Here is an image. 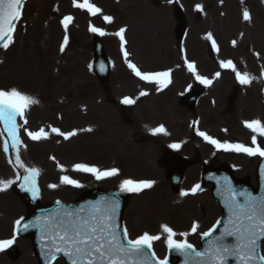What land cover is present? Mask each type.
I'll return each mask as SVG.
<instances>
[{"label":"rangeland","instance_id":"374dc122","mask_svg":"<svg viewBox=\"0 0 264 264\" xmlns=\"http://www.w3.org/2000/svg\"><path fill=\"white\" fill-rule=\"evenodd\" d=\"M107 1L89 0V3L100 9ZM234 1L239 10L244 12L248 9L251 16L250 21L240 22V29H231V24L228 21L227 11L231 7V0H132L131 12L116 6L112 10L118 22L109 26L104 19L102 20L110 39L105 42L106 50L113 58L117 59L112 76H108L103 81L94 78L88 66L92 49L91 42L88 41L91 34L89 26L98 28L101 22V13L91 16L86 10L74 7L72 2V8L76 11H84L85 17L82 24L77 21L73 26L72 35H67L69 43L71 42L70 47L66 45L64 50H68V52L63 57H59L58 51L63 44L65 35L60 38L56 22L51 24L47 16L58 18L62 14L72 13L68 8L69 0L27 1L22 19L16 28V32L20 31L14 37V43L7 50L3 49L2 53L0 51V90L16 88L38 101L25 113L28 123L25 125L23 120L20 123L21 141L24 143L23 147L19 148V155L23 162L38 170L40 174L38 185L42 186L43 183L48 186L57 185L55 189L50 187L41 189L39 195L42 204L46 205L58 200L70 202L86 191L83 189V184H80L79 188H74L60 183L61 175H67L72 179L75 177V173L69 166V163L72 162L85 160L88 166L96 168L101 166L104 170L115 166L123 170L121 177L131 176L130 178H133L129 165L130 156L127 153L130 146L128 139L131 136L152 135V129L163 126L167 135L157 134V137L164 138V140H169L171 136V139H179L195 135L197 140L204 141L196 134L197 131H202L220 142L225 140L231 142L241 139L238 136L236 138L233 134L228 136L229 132L227 135H224V131L220 135L216 133L221 128L226 130L225 128L229 126L238 127L237 118L239 115L245 120V117L254 118L256 112H261L258 117L264 124V72L260 76V61L264 64V52L259 46L264 38V0ZM82 2L83 0H77V3ZM198 4L202 6L203 11H196ZM59 8L61 9L59 14L55 15ZM177 8L178 10H176ZM213 10L215 14H212ZM176 11L182 12L185 22L184 35L180 40L176 33V26L179 23ZM221 14H225V16L222 18ZM23 20L27 23L28 28L24 26L20 29ZM150 20L158 26L151 25L146 34L142 36V42H139L141 47H144L146 43L145 50L149 53L147 56L140 54L143 48L135 46L132 29L145 28ZM121 25L124 26L119 27ZM121 28L126 30L124 36L130 43L129 50L132 60H128V62L135 64L145 73L170 71L171 82L167 87L160 89L155 84L145 83L129 70L126 62L119 63L114 41L118 37L115 33ZM209 34L215 40L218 52L212 49L211 42L208 45L206 42L203 47L196 44L199 42L200 36L206 37ZM152 41L156 45L153 52L150 51L149 46ZM219 42L221 46L218 44ZM183 43L189 44L190 50L185 49ZM185 59L195 63L198 73L212 81L209 86L199 83L187 71L184 66ZM222 60H231L237 71L241 74L248 73L250 77H253L251 83L241 85L236 80L234 72L220 68ZM16 63H22L23 67H16ZM69 63L73 64V67L68 70L67 64ZM30 67H40L46 74L45 86H37L32 82L27 86L19 85L20 80L29 78ZM217 72L220 73L219 77L215 75ZM231 72L234 74V78L229 79L226 73L231 74ZM68 76L73 78L74 86L66 83L65 79ZM57 88H62V90L57 91ZM189 89H198L202 92L201 102L199 101L194 111L182 107L179 101L180 97ZM141 92L148 94L141 96ZM125 97L135 100L133 111L120 108L124 106L121 100ZM96 98L99 99L97 111L92 109ZM79 105L88 109L87 116H81L78 113L77 106ZM221 105L223 110L218 112ZM35 106H39L38 110L34 108ZM71 106H74L75 113L79 117L78 120H71L65 116ZM243 111H247V113ZM253 111L255 113H252ZM112 112L114 117H111ZM129 113L132 116L128 119ZM124 114L125 117H123ZM116 120L122 125L119 122L118 125L114 123ZM83 122L94 126L95 131L91 135H82L72 140L71 145L74 146L72 149L76 154L72 155V152L67 151L65 145L55 146L52 141L55 134L51 132L53 127L66 131L64 128H71ZM42 123H44L43 129L48 134V139L41 141L29 139L25 130L38 129L39 131L38 126L41 127ZM101 124H104V127L99 131L98 128ZM113 124L116 127L114 131L111 130ZM102 140H108L110 146L106 149L100 148L99 144ZM97 141H99L97 144L94 143ZM87 142H91V145L87 146ZM150 145L155 147V144ZM262 146L264 148V141ZM163 148L160 146V155ZM88 149H90V153L86 151ZM151 158L155 160L156 154H153ZM0 164H2L0 166V181H14L15 177L6 176L10 168L1 159V156ZM61 168L64 171H61ZM162 174H164L162 169L159 172L152 166L147 176L158 179ZM87 178V184L96 182L90 174H87ZM81 179H77V181L83 183ZM116 181L109 182L106 179L105 186L113 188ZM13 184L4 191L9 192V198H0V241L14 240L12 245L16 247L18 253L15 258H10L7 248L0 251V264H37V259L32 254L30 240L15 236L16 221L26 214V205L13 192ZM164 197L165 195H162L158 190L154 195L140 199L143 201L162 200ZM4 199H9L14 203L10 204L9 200L6 203ZM131 202L132 199L128 206ZM168 202L173 203V199ZM191 204L195 206V203ZM216 211L219 214V210L216 209ZM162 215V217L166 216ZM131 216L129 206L124 218L130 222ZM182 222V228H185L190 220L185 219ZM174 225L176 228H180L177 221H174ZM149 227L148 225L144 229L149 230ZM177 239L183 238L178 234ZM156 247L158 252L162 253V247L157 242ZM55 264L63 263L56 261Z\"/></svg>","mask_w":264,"mask_h":264},{"label":"snow or ice","instance_id":"6c2138e0","mask_svg":"<svg viewBox=\"0 0 264 264\" xmlns=\"http://www.w3.org/2000/svg\"><path fill=\"white\" fill-rule=\"evenodd\" d=\"M24 0H0V48L7 50L14 43L15 25L22 18V5ZM73 6L86 10L91 16H95L101 12V9L89 3V0H83L82 3H77L73 0ZM196 11H203L201 5H196ZM106 23L112 22V17L104 16ZM73 20L71 16H65L61 21L62 26L67 32L69 24ZM243 20L248 22L251 20L250 13L245 10L243 12ZM89 31L92 33L105 35L101 29L90 25ZM125 29L121 28L115 33L120 39L121 51L123 52L125 62L132 73L145 83L157 85L160 89L167 87L171 82L170 71H160L154 73L142 72L135 64L128 62L129 53L124 50L126 43L124 33ZM206 39L211 42V47L214 51H219L216 42L212 35L206 36ZM68 44L67 34L64 37L60 51L63 52ZM235 44V42H233ZM184 66L187 71L195 77V79L209 86L211 80L203 77L197 71L195 63L185 59ZM220 68L231 70L235 73L236 80L241 85L251 83L253 77L248 73L241 74L236 70L233 62L221 61ZM217 77L220 73L215 74ZM147 92H141V96L147 95ZM38 101L28 95L23 94L16 88L9 90H0V123L4 125V130L11 139V147L16 151V166L23 168L26 175L23 177L22 188L26 192H30L33 199L39 195V189L36 184V177L39 172L36 168H27L21 163L19 148L23 147L19 135V126L16 123L17 117L23 120L24 124L28 123L25 113ZM124 105H132L135 100L125 97L121 100ZM244 126L252 133V146H246L240 143L220 142L205 132L197 131L205 142L212 145L218 151L242 153L249 157L264 158V148L257 144V137L264 136V124L259 120L246 121ZM91 131V129H86ZM51 132L57 136H63L65 140L75 136L76 132L63 133L57 128H52ZM25 134L32 141H40L48 139V134L44 129L39 131H27ZM152 135L164 134L167 132L163 126H159L151 130ZM171 148L177 149L178 144L169 145ZM4 151L8 152L9 147L5 142ZM64 171L63 168L60 169ZM73 171L90 174L97 181L106 180L119 175L116 168L110 170H101L96 167L85 164H76ZM264 176V167L260 170ZM20 177L18 176L17 179ZM15 181L7 180L0 181V191H5ZM63 185H69L74 188L81 187L80 183L65 175L60 179ZM152 181H134L132 179H124L120 185V192L139 194L145 189L153 187ZM219 183V182H218ZM55 189L57 185H49ZM200 185L197 184L189 192H181V196L195 195L199 190ZM222 193L226 194L225 203L229 211V220L225 224L221 235L209 240L204 251H197L194 246L189 243L186 237L190 234L198 232L199 225L193 223L190 233H180L184 239H177V233L168 225H162L161 231L165 234L164 242L169 251H175L185 257V264H229L230 259H234L236 264H264V254H260L259 245L264 243V195L254 196L247 192H235L231 187V182L227 177L223 178L221 184ZM59 204V201L57 202ZM118 200L101 199L96 203L90 204L87 208L77 210L63 209L60 212L50 213L45 216L37 217L32 223H25L23 230L27 231L30 228H38L41 232L42 241L46 244V255L49 264L56 260L57 254L67 258L69 264H167V259L160 260L156 258L153 251L154 242L161 240L160 235L143 233L135 239H130L127 229L123 233L117 228V215L119 211ZM20 220L16 221V226L19 227ZM216 231L215 226L203 233L204 237H211ZM226 238H232L235 242H225ZM14 240L0 241V251L10 247Z\"/></svg>","mask_w":264,"mask_h":264},{"label":"bare ground","instance_id":"6f19581e","mask_svg":"<svg viewBox=\"0 0 264 264\" xmlns=\"http://www.w3.org/2000/svg\"><path fill=\"white\" fill-rule=\"evenodd\" d=\"M230 5L231 7L229 8V10L227 11V17H228V21L229 23L231 24V29H234V28H237V29H240V22L243 21V16L240 12V10L238 9V6L236 4V2L234 0H231L230 2ZM236 5V6H235ZM151 25H154V26H158L156 23H153L152 20H150L147 24H146V27H141L140 29H135L133 31V34L137 37H140V42H142V36L146 34V31L149 30L150 26ZM160 33V32H159ZM153 40V39H152ZM199 42H196V44L199 46V47H203V44H205L206 42V38H203V36H200L199 37ZM194 43V41H193ZM146 44V43H145ZM148 45L150 43H147ZM195 44V45H196ZM150 46V51L153 52L155 49H156V45L154 43V41L151 42V45ZM261 49L264 50V38L262 39L260 45ZM262 50V52H264ZM16 67H23V64L22 63H16ZM73 67V64L69 63L67 64V69H71ZM30 71H29V78L27 79H23V80H27V81H31L32 83H34L35 85L37 86H45L46 85V74L42 71V69L40 67L38 68H35V67H30ZM66 83L67 84H70V85H73L74 86V81H73V78L71 76H68L66 77ZM61 89L57 88V91H61ZM242 106V104H241ZM92 109L97 111L98 107H96L95 105H92ZM65 116L71 120H78L79 117L76 115L75 113V108L74 106H71L70 107V111H67ZM2 139V137H0ZM12 153H14L13 150H11ZM1 159L4 160V158L1 156ZM16 161V159H15ZM2 164H0L1 166ZM12 176V177H21V176H24L26 175V173L24 172V169L23 168H19L17 169L16 167L14 169H8L7 171V175L6 176ZM48 188V187H47ZM9 192H4V191H1L0 192V198L2 197H7L9 198ZM5 202L7 203L9 199H4ZM10 204H13L14 202L9 200ZM173 210V208L171 209ZM211 217L210 214H204L202 215L201 219L203 220V222L207 221L209 218Z\"/></svg>","mask_w":264,"mask_h":264},{"label":"water","instance_id":"95a60500","mask_svg":"<svg viewBox=\"0 0 264 264\" xmlns=\"http://www.w3.org/2000/svg\"><path fill=\"white\" fill-rule=\"evenodd\" d=\"M46 210H48V211H49V209H45V210H43V212H46Z\"/></svg>","mask_w":264,"mask_h":264}]
</instances>
